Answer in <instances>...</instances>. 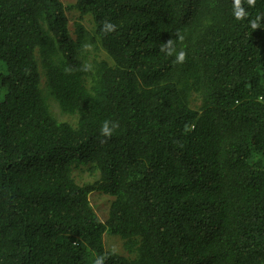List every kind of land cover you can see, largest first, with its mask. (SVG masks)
<instances>
[{
	"label": "trees",
	"instance_id": "1",
	"mask_svg": "<svg viewBox=\"0 0 264 264\" xmlns=\"http://www.w3.org/2000/svg\"><path fill=\"white\" fill-rule=\"evenodd\" d=\"M241 5L0 0V264H264V0Z\"/></svg>",
	"mask_w": 264,
	"mask_h": 264
},
{
	"label": "clouds",
	"instance_id": "2",
	"mask_svg": "<svg viewBox=\"0 0 264 264\" xmlns=\"http://www.w3.org/2000/svg\"><path fill=\"white\" fill-rule=\"evenodd\" d=\"M255 2H256V0H247V3L250 6H255ZM234 15H235V18L237 20H241V19L245 18L246 15H247V13L245 12L244 8L241 5V0H234ZM259 19H260V17H257L256 20H252L250 22L251 23V27L253 29H257L259 27V24H258ZM102 31L105 32V33L115 32L116 31V25L106 20V21L103 22ZM177 35H178V38L180 40H183V36L182 35H179V33ZM84 47L85 48H90L91 45L86 44ZM160 50L162 52H165L166 55L172 56L175 53L174 42L171 39H169L168 41H166L161 46ZM186 56H187V53L185 51L181 50L176 55L175 62L176 63H183L185 61V59H186ZM89 68H90V66L85 65L81 70L88 71ZM72 71H73V69L70 68V67L65 69V72L68 73V74H71ZM118 128H119V122L118 121L105 120L102 123V126L100 128V135L105 138V142H106V140L111 138L112 135L114 134L115 130L118 129ZM104 260H105V258H104L103 255L97 256L95 261H94V264H104Z\"/></svg>",
	"mask_w": 264,
	"mask_h": 264
},
{
	"label": "rangeland",
	"instance_id": "3",
	"mask_svg": "<svg viewBox=\"0 0 264 264\" xmlns=\"http://www.w3.org/2000/svg\"><path fill=\"white\" fill-rule=\"evenodd\" d=\"M89 200L97 217L100 219L102 223H106L110 200L95 193H92L89 196ZM104 242L106 247H112L116 249L120 247V241L117 238L109 236L108 234L105 235Z\"/></svg>",
	"mask_w": 264,
	"mask_h": 264
}]
</instances>
